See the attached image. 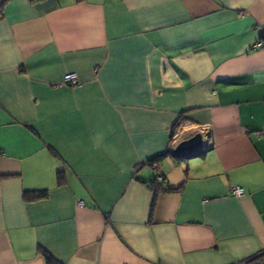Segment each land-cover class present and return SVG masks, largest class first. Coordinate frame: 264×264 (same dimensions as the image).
<instances>
[{
	"label": "crops",
	"instance_id": "1",
	"mask_svg": "<svg viewBox=\"0 0 264 264\" xmlns=\"http://www.w3.org/2000/svg\"><path fill=\"white\" fill-rule=\"evenodd\" d=\"M261 34L264 0H0V264L264 250ZM197 132L204 154L146 164Z\"/></svg>",
	"mask_w": 264,
	"mask_h": 264
},
{
	"label": "trees",
	"instance_id": "2",
	"mask_svg": "<svg viewBox=\"0 0 264 264\" xmlns=\"http://www.w3.org/2000/svg\"><path fill=\"white\" fill-rule=\"evenodd\" d=\"M260 39L264 42V34L260 35ZM50 150V152L52 151L51 148H48ZM166 156H171L170 151H164L161 154L155 156L154 158H152L151 160L147 161L146 164L150 165L151 167L155 164V162H158L159 160L165 158ZM2 177H8V176H2ZM161 177V180H159L158 178ZM163 177L160 175H157L155 177V179H152L150 181H142L141 183H145L148 184L151 189L153 190V196H152V200H151V204H150V208L153 207L154 204V200H155V196L157 191L161 190L158 186V182L162 181ZM56 183L58 186H62L65 183V176H64V171L60 168L58 169V171L56 172ZM182 186V184H180L177 187H168L165 188L163 190L165 191H174V190H178L180 189ZM47 191L46 190H41V191H24L23 192V199L25 201H37L40 199H43L47 196ZM263 250H261L260 252H258L257 254H255L254 256H251L250 258H247L244 261L247 260H252L254 259L258 254H260ZM42 256L44 257L45 260V264H61V262L57 261L56 259H54L48 252H46L45 250H41L40 251Z\"/></svg>",
	"mask_w": 264,
	"mask_h": 264
},
{
	"label": "water",
	"instance_id": "3",
	"mask_svg": "<svg viewBox=\"0 0 264 264\" xmlns=\"http://www.w3.org/2000/svg\"><path fill=\"white\" fill-rule=\"evenodd\" d=\"M203 137L201 133L180 140L170 150L171 156L180 160H187L204 154Z\"/></svg>",
	"mask_w": 264,
	"mask_h": 264
},
{
	"label": "built area",
	"instance_id": "4",
	"mask_svg": "<svg viewBox=\"0 0 264 264\" xmlns=\"http://www.w3.org/2000/svg\"><path fill=\"white\" fill-rule=\"evenodd\" d=\"M263 45L262 41H258L255 43L254 48L257 49L259 47H261ZM64 81L68 84H76V76L74 74H66L64 76ZM159 180H161V177L158 178ZM231 194L236 196V197H241L243 194V190L239 187H234L231 189ZM240 264H264V250L258 254L254 259L252 260H247V261H243Z\"/></svg>",
	"mask_w": 264,
	"mask_h": 264
}]
</instances>
